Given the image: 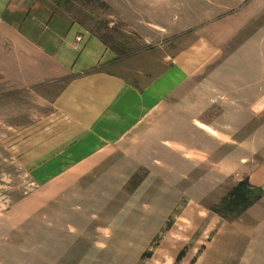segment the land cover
<instances>
[{"label": "rangeland", "instance_id": "374dc122", "mask_svg": "<svg viewBox=\"0 0 264 264\" xmlns=\"http://www.w3.org/2000/svg\"><path fill=\"white\" fill-rule=\"evenodd\" d=\"M41 1L179 78L150 72L146 119L101 144L109 118L0 43V264H264V64L219 46L228 25L206 44V0Z\"/></svg>", "mask_w": 264, "mask_h": 264}, {"label": "crops", "instance_id": "0c3cea01", "mask_svg": "<svg viewBox=\"0 0 264 264\" xmlns=\"http://www.w3.org/2000/svg\"><path fill=\"white\" fill-rule=\"evenodd\" d=\"M206 2L214 16L204 27L206 44L217 45L218 26L228 25L227 29H221L219 46L240 49L237 53L240 62L264 64V0ZM0 43L25 48L18 55L21 64L46 65L34 77L62 83L57 88V102L69 101L72 105V101H76L86 107L85 111L103 114L102 118L107 116L112 123L109 125L114 124L116 128L110 132L109 125H105L106 133L100 129L94 137L100 138L97 143L101 144L110 143L108 134L123 136L126 131L119 133V129L138 127L146 119L148 109L140 100L148 96L146 80L150 72L156 81L152 91L161 90L158 85H162V95L164 84L159 81L179 78L166 76L164 69L146 61L145 52L118 57L99 36L90 34L79 23L58 14L41 0H0ZM250 55L253 56L251 60L248 59ZM135 101L138 102L135 104ZM137 104H140L138 108ZM260 106L256 109L260 110ZM132 108L134 114L129 117L127 112ZM88 117L95 119L93 115ZM119 138H115L116 143Z\"/></svg>", "mask_w": 264, "mask_h": 264}, {"label": "trees", "instance_id": "16d2710c", "mask_svg": "<svg viewBox=\"0 0 264 264\" xmlns=\"http://www.w3.org/2000/svg\"><path fill=\"white\" fill-rule=\"evenodd\" d=\"M245 186V181L240 182L231 192L232 196H234V198L236 197L237 199H242L244 197V195L239 193V190L241 187ZM235 204H237V202H234Z\"/></svg>", "mask_w": 264, "mask_h": 264}]
</instances>
